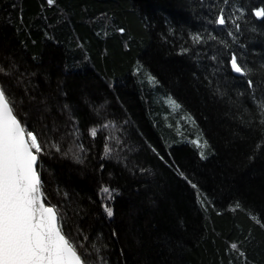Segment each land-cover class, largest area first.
I'll return each instance as SVG.
<instances>
[{
  "label": "trees",
  "instance_id": "16d2710c",
  "mask_svg": "<svg viewBox=\"0 0 264 264\" xmlns=\"http://www.w3.org/2000/svg\"><path fill=\"white\" fill-rule=\"evenodd\" d=\"M0 88L84 264H264V0H0Z\"/></svg>",
  "mask_w": 264,
  "mask_h": 264
},
{
  "label": "water",
  "instance_id": "95a60500",
  "mask_svg": "<svg viewBox=\"0 0 264 264\" xmlns=\"http://www.w3.org/2000/svg\"><path fill=\"white\" fill-rule=\"evenodd\" d=\"M35 143L0 88V264H84L43 200Z\"/></svg>",
  "mask_w": 264,
  "mask_h": 264
},
{
  "label": "rangeland",
  "instance_id": "374dc122",
  "mask_svg": "<svg viewBox=\"0 0 264 264\" xmlns=\"http://www.w3.org/2000/svg\"><path fill=\"white\" fill-rule=\"evenodd\" d=\"M34 149H35V150H38V145H37V143H35Z\"/></svg>",
  "mask_w": 264,
  "mask_h": 264
},
{
  "label": "bare ground",
  "instance_id": "6f19581e",
  "mask_svg": "<svg viewBox=\"0 0 264 264\" xmlns=\"http://www.w3.org/2000/svg\"><path fill=\"white\" fill-rule=\"evenodd\" d=\"M30 142H31V143H34V140H33V138H31V139H30Z\"/></svg>",
  "mask_w": 264,
  "mask_h": 264
}]
</instances>
